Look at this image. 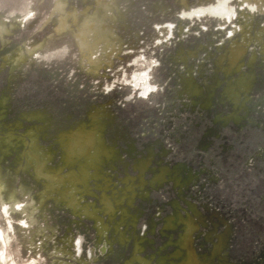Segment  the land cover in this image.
<instances>
[{
	"label": "rangeland",
	"instance_id": "374dc122",
	"mask_svg": "<svg viewBox=\"0 0 264 264\" xmlns=\"http://www.w3.org/2000/svg\"><path fill=\"white\" fill-rule=\"evenodd\" d=\"M0 184V264H264V0H0Z\"/></svg>",
	"mask_w": 264,
	"mask_h": 264
},
{
	"label": "bare ground",
	"instance_id": "6f19581e",
	"mask_svg": "<svg viewBox=\"0 0 264 264\" xmlns=\"http://www.w3.org/2000/svg\"><path fill=\"white\" fill-rule=\"evenodd\" d=\"M60 2L61 1H58L57 2V5H56V9H60L61 7V4H60ZM227 3H224V4H221V5H223V7L226 5ZM220 6V5H219ZM210 10V9H209ZM225 9L224 8H222V9H216V8H213V9H211V11H209L210 13H212V14H214V15H223L224 13H225ZM205 13V11H200V13L199 14H201V13ZM197 13V12H196ZM212 14H210V15H212ZM221 17V16H220ZM98 21V20H97ZM103 24V23H102ZM101 24V25H102ZM61 25L62 26H65V21L62 19V22H61ZM97 27V26H96ZM95 27V24L92 22V21H89V20H86L85 22H84V25H83V29L81 30L82 31V33H80V39L82 40V42H80V44H81V50H82V56L84 57V58H88L89 59V57L90 56H88V51L90 50L89 48H91L88 44H87V42H85L86 41V39H87V36H86V34L87 33H89V32H92L93 33V31L95 32V34L97 35V33H99L100 31L102 32L103 31V29H104V26H100L101 28H99L98 27V29ZM100 32V33H101ZM103 33V34H102ZM101 34L102 35H100V36H98V38H104L105 37V33L106 32H102ZM94 34V33H93ZM98 38H96V41H97V39ZM100 40V39H99ZM99 40H98V42H99ZM104 40V39H103ZM103 40L102 41H100V42H103ZM109 40V39H108ZM110 41V40H109ZM109 41H106V42H109ZM105 42V43H106ZM109 44V43H108ZM106 45V44H105ZM92 48H93V46H92ZM91 48V49H92ZM106 48V47H105ZM239 48V47H238ZM238 48H236L235 49V51H234V55H233V57H232V63H235L236 62V60H238V59H240V57L242 56V54L244 53V50L243 49H238ZM110 49V48H109ZM94 50V49H93ZM91 54V53H90ZM89 54V55H90ZM95 63V62H94ZM98 64V63H97ZM190 87H191V89L194 91V93L195 94H197L198 92H197V90H196V87H195V85H193V84H190ZM238 119V118H237ZM75 147L77 146H81V149L83 148V151L85 152V151H87L88 149H90L92 146H93V148H94V145H93V140H92V138H91V136H89L86 140H78V142L77 143H75V144H73ZM83 153V152H82ZM144 163V162H143ZM147 163V162H146ZM146 168H147V165H145V164H143V166H142V173L144 174L145 173V171H146ZM164 174H165V172L163 171L160 175H158V177L155 179V181L156 182H162L163 181V179H164ZM0 188H1V184H0ZM174 223H175V221H174ZM185 224H186V236H184L182 239H181V242H180V246L183 248V249H185L186 251H185V256H184V259H183V263L182 264H202L200 261H197L196 260V256H195V253H194V251L191 249V238H189V235L191 234V233H193L194 232V230L196 229V226L192 223V222H190V221H188V222H185ZM172 227L173 226V224H172V220H170L169 222H168V227ZM174 228V227H173ZM227 242V236H224V237H221L220 238V244L219 245H217L216 246V248H215V251L214 252H217L218 251V253L220 252V250H221V248H222V246H224V244ZM179 255V252L176 254V256H178Z\"/></svg>",
	"mask_w": 264,
	"mask_h": 264
},
{
	"label": "flooded vegetation",
	"instance_id": "af4514ba",
	"mask_svg": "<svg viewBox=\"0 0 264 264\" xmlns=\"http://www.w3.org/2000/svg\"><path fill=\"white\" fill-rule=\"evenodd\" d=\"M243 50H244V49H243ZM244 53H245V50H244ZM244 53L242 54V56L244 55ZM248 55H249V51L246 52V54H245L244 57L246 58ZM242 56H241V57H242ZM241 57H240V58H241ZM245 58H244V59H245ZM244 59H243V60H244ZM239 60H240V59H239ZM236 69H237V68H234V69H232V70H236ZM242 71H243V70H242ZM242 71H241V72H242ZM229 72H230V69L227 71L226 74L229 75V74H231L233 71L230 72V73H229ZM241 72H239V73H241ZM226 74H225V75H226ZM237 74H238V73H237ZM227 75H226V76H227ZM230 77H231V76H230ZM195 87H196V90H197L198 93L195 94L194 91L191 89V87H189V90H188L189 93H188V94L191 96V98H195V101H194V102H197L196 98H198V97L201 95L200 93H201V89H202V88L200 89L198 85H196ZM200 87H201V86H200ZM210 88H211V87H210ZM204 104H205V105H204V108H203V109H204V110H208V109L210 108V101H209V99H206V100L204 101ZM216 119H218V122H219V121H222V122H224L226 125H230V124L234 123L235 120L238 121V119L235 117V115L232 116V117H226V118H224V119L220 118V116L218 115V116H216ZM220 119H222V120H220ZM234 124H235V123H234ZM140 171H141V173H142V168L140 169ZM163 171L166 172V170H165L164 168H162L160 174H161ZM145 172H146V171H145ZM142 174H143V173H142ZM144 174H145V173H144ZM144 174H143V175H144ZM160 174H158V175H160ZM158 175H156L155 179L158 177ZM164 178H165V177H164ZM155 182H156V181H155ZM162 182H163V184L166 183V181H162ZM172 182H173V181H171V183H172ZM155 184H160V182L155 183ZM164 186H165V185H164ZM170 218H172V217H170ZM170 220H171V219H170ZM170 220H168V222H169ZM183 220L186 221L185 219H183ZM183 223H184V222H183ZM195 224H196V223H195ZM184 225L186 226L185 223H184ZM196 225H197V224H196ZM197 228H198V225H197ZM194 232H195V231H194ZM194 232H193V233H194ZM193 233H191V234L189 235V238H192V234H193ZM185 235H186V229H185V233H184V235L181 237V239H182ZM192 241H193V240L191 239V246H192V248H193ZM180 242H181V240H180ZM219 244H220V239H219V242H218V243L216 242V245H219ZM180 247H181V246H180ZM193 250H194V253H195V256H196L195 249L193 248ZM185 251H186V250H185ZM214 251H215V245H214V250H213V252H212V255H217V254H219V253L214 254ZM183 259H184V258H183ZM203 259H204V258H203ZM196 260L198 261L199 259L196 258ZM182 263H183V262H182Z\"/></svg>",
	"mask_w": 264,
	"mask_h": 264
}]
</instances>
